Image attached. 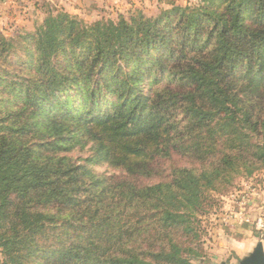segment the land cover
<instances>
[{
	"label": "trees",
	"instance_id": "1",
	"mask_svg": "<svg viewBox=\"0 0 264 264\" xmlns=\"http://www.w3.org/2000/svg\"><path fill=\"white\" fill-rule=\"evenodd\" d=\"M199 1L49 15L23 57L0 32V264H208L203 218L264 170V0ZM72 123L123 177L36 156Z\"/></svg>",
	"mask_w": 264,
	"mask_h": 264
},
{
	"label": "rangeland",
	"instance_id": "2",
	"mask_svg": "<svg viewBox=\"0 0 264 264\" xmlns=\"http://www.w3.org/2000/svg\"><path fill=\"white\" fill-rule=\"evenodd\" d=\"M199 2V0H126L125 3H120L118 7L115 4H111L109 7L111 9L108 8L107 13L102 16L100 15L101 17H94L93 19L78 17L91 23L102 18L117 19L120 14L129 15L136 10H141L148 17H156L163 9H170L174 5L186 6ZM36 5L38 6L35 9H32L33 6L25 5L29 11H25V14L22 15L24 18L20 17L19 20L10 19L7 24H0V32L5 37L14 39V51L18 57L24 56V47L21 43H25V41L23 42V40H26L25 35L36 32L45 23L49 15L68 12L65 8L53 4L51 0L42 4L38 2ZM30 9L32 10L30 11ZM70 14L74 15L73 13ZM16 60L17 56L15 54L11 55L10 62H15ZM162 85H165V83ZM103 99H108L106 93ZM32 143L36 149V156L42 157L43 160H47L48 162L58 158H65L70 165L89 167L91 172L96 173L99 177H123L125 175L122 167L112 165L101 159V154L97 150V142L90 139L83 132V129L76 124H68L67 128L61 134L54 136L49 134L41 136V133L39 135L34 134ZM57 143L59 146L55 145ZM37 151H42V153H37ZM185 166L191 167L189 160L187 161L178 155H174L170 158L163 159L158 164L160 175L157 178H142L141 181L145 184L158 182L164 177L170 176L174 169ZM258 174L256 173L253 177L246 179L239 178L235 188L231 189L229 193L221 198L219 206H215L207 214V217L203 218L202 229L205 230L204 234H202L201 243L204 247V257L199 258L200 263L240 264V260L244 258L237 257L230 250V245L226 242L228 231H226V225L222 220L223 215H234L236 213L237 208L235 202L242 200L243 196L247 199V190L253 186Z\"/></svg>",
	"mask_w": 264,
	"mask_h": 264
},
{
	"label": "crops",
	"instance_id": "3",
	"mask_svg": "<svg viewBox=\"0 0 264 264\" xmlns=\"http://www.w3.org/2000/svg\"><path fill=\"white\" fill-rule=\"evenodd\" d=\"M46 1L49 2L50 0H0V24H7L10 19L19 20L20 17H23L22 15L25 14V11H29L25 5H29L30 7L33 6L32 9H35L36 6H38L36 5L38 2L39 4H42L46 3ZM51 1L53 4L65 8L68 12L73 13L74 15L86 19H93L94 17H101L106 14V11L111 4H115L116 7H118L120 6V3H125L126 0ZM23 2H25V4H23ZM32 9H30V11ZM27 20H29V18H27ZM247 191V205L242 206L240 203L242 200L235 202L237 208L236 211L243 208L245 212L249 213L253 218H258L264 214V170L259 172L253 186ZM222 221L226 225V231H228L226 242L230 245V250L237 257H245L253 251L254 247L259 242V231L253 226L235 219L233 215H223Z\"/></svg>",
	"mask_w": 264,
	"mask_h": 264
},
{
	"label": "built area",
	"instance_id": "4",
	"mask_svg": "<svg viewBox=\"0 0 264 264\" xmlns=\"http://www.w3.org/2000/svg\"><path fill=\"white\" fill-rule=\"evenodd\" d=\"M240 203L242 206L247 205V199L243 197ZM233 216L235 219L253 226L257 231H259V240L264 241V214L258 218H253V216L246 213L245 210L241 208L236 211Z\"/></svg>",
	"mask_w": 264,
	"mask_h": 264
},
{
	"label": "water",
	"instance_id": "5",
	"mask_svg": "<svg viewBox=\"0 0 264 264\" xmlns=\"http://www.w3.org/2000/svg\"><path fill=\"white\" fill-rule=\"evenodd\" d=\"M240 264H264V243L259 242L248 255L240 260Z\"/></svg>",
	"mask_w": 264,
	"mask_h": 264
}]
</instances>
